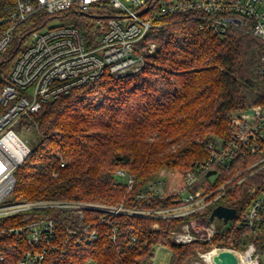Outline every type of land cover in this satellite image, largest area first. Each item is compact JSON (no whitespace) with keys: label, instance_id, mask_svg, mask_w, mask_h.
<instances>
[{"label":"trees","instance_id":"1","mask_svg":"<svg viewBox=\"0 0 264 264\" xmlns=\"http://www.w3.org/2000/svg\"><path fill=\"white\" fill-rule=\"evenodd\" d=\"M12 2L0 0V9ZM102 15L115 12L108 9ZM52 16L36 15L17 25L10 46L0 51V90L29 35ZM38 18L39 26H32ZM88 22L86 18L78 25L85 30ZM145 41H156L158 47L145 56L140 70L115 76L107 72L45 102L16 125L36 126L40 140L17 170L14 200L124 201L140 209L174 206L178 201L171 194L136 196L163 170L177 172L180 183L207 157L208 143L230 136L234 113L264 107V43L254 35L231 29L220 36L201 29L190 13L179 12L163 16ZM254 160L237 157L229 167L218 166L213 181L201 176L192 189L204 186L208 191L232 178L231 184L239 181L206 209L169 218L122 215L115 239L109 234L112 227L103 222L90 242L78 243L77 237L61 232L59 242L68 243L49 251L41 264H151L158 246L171 249L169 264H189L213 246L242 250L252 240L260 243L264 237L255 238L242 222L251 199L264 192V167H250ZM120 169L135 178L131 188L117 175ZM218 204L237 208V215L211 241L173 239L172 230L196 217L208 221ZM76 214L74 209H45L0 218V264H18L26 250L36 248L28 243L26 231L10 234L8 227L46 216L72 226ZM96 219L87 213L85 220ZM155 222L159 228L153 227Z\"/></svg>","mask_w":264,"mask_h":264},{"label":"built area","instance_id":"2","mask_svg":"<svg viewBox=\"0 0 264 264\" xmlns=\"http://www.w3.org/2000/svg\"><path fill=\"white\" fill-rule=\"evenodd\" d=\"M154 8L158 10L151 12ZM74 9L85 16H95V29L87 26L83 30L75 23L45 27L47 22H44L39 26L41 19L38 18L32 26L39 27L30 34L31 41L15 59L9 80L0 90V165L3 166V171H0V218L45 209H74L77 212L71 221L72 226L58 217L46 216L24 225L8 227L10 234L26 231L28 243L36 247L26 250L18 264H41L49 251H58L61 243H68L67 239L59 242L61 232L77 237L78 243L83 240L90 242L98 237V223L103 222L112 227L109 234L115 239L116 223L122 215L169 218L206 209L239 181L231 184L232 178L208 191L204 186L192 188L202 175L216 169V173L208 175L213 181L219 173L217 167H229L237 157L255 158L250 167L259 166L256 170L264 167V107L256 105L248 109L250 116L241 113L231 116L230 136L208 143L207 157L187 171L180 183L176 173L172 179L162 174L147 181L136 196L140 200L171 194L178 201L174 206L140 209L130 207L124 201L106 204L56 198L14 200L17 170L32 150L16 130V125L24 117L37 112L45 102L86 85L107 72L122 75L141 69L145 56L158 47L156 41H145V37L151 28L160 25L163 16L188 12L203 30L220 36L231 29L241 30L264 43V0H13L0 9V51L10 46L17 25L30 17L41 14L49 17ZM108 9L115 15L103 17ZM60 164L64 166L66 162L61 161ZM117 175L128 183L129 188L132 187L133 176L122 169L117 171ZM87 213L99 220L86 221ZM229 222L221 228L211 222L194 229L185 222L180 229L172 230L171 236L179 243L211 241L216 233L229 226ZM242 222L255 238L264 237V192L251 199ZM153 227L159 228L160 225L155 222ZM204 228L202 235L199 229ZM259 241L252 240L242 250L213 246L199 254L208 264H214L212 257L210 261L206 259L207 254L231 249L239 264H264V239ZM87 264L92 263L89 261Z\"/></svg>","mask_w":264,"mask_h":264},{"label":"rangeland","instance_id":"3","mask_svg":"<svg viewBox=\"0 0 264 264\" xmlns=\"http://www.w3.org/2000/svg\"><path fill=\"white\" fill-rule=\"evenodd\" d=\"M156 10L158 9L154 8L151 12H155ZM64 13L66 12L52 16L50 19H48L47 23L44 26L48 27V26H53V25H58V24H71V23L80 24L83 20L86 21V18H87V20L89 21L87 23L88 26L91 27L92 29H95L96 27L95 23L97 22V19L95 17H87L83 14H80L79 12H76L75 9L72 11H68L66 15ZM31 39H32L31 35H29L28 39L26 40V42L23 44L22 47L24 48L31 41ZM236 113H239V114L241 113L242 115H248V116H250L251 114L250 110H245L243 112H236ZM16 130L21 135V137H23L28 142L31 148H32V145L36 144L40 140L37 127L34 125L24 126L22 129H19V127L16 126ZM214 141L217 142V140H214ZM61 161L66 162V160L63 158ZM175 173L177 174V172H173L170 170H163L160 173H158V175L156 176H162L163 174V175H167L171 177L172 179ZM211 222H214L218 228H221L224 225V222L219 218H215L214 220L209 219L207 221L205 217L193 218L189 223L191 224V228L194 229L196 226H199L201 228V226L209 225ZM204 230L206 229L205 228L202 230L199 229V233L204 235L205 233ZM171 254H172L171 249H169L168 247L158 246L156 248V253H155V256L151 264H169L171 260ZM198 255L199 256L194 258L189 264H208V262L205 260L203 256L199 254V252H198ZM262 261L264 262V254L262 255ZM90 263H92V260Z\"/></svg>","mask_w":264,"mask_h":264},{"label":"water","instance_id":"4","mask_svg":"<svg viewBox=\"0 0 264 264\" xmlns=\"http://www.w3.org/2000/svg\"><path fill=\"white\" fill-rule=\"evenodd\" d=\"M147 10V9H146ZM216 173V169L208 171L207 175ZM237 215V208L230 207L224 204L215 206L210 214V220L215 218L221 219L224 223L229 222ZM214 264H239L238 257L231 249H223L212 256ZM31 264V263H25Z\"/></svg>","mask_w":264,"mask_h":264},{"label":"bare ground","instance_id":"5","mask_svg":"<svg viewBox=\"0 0 264 264\" xmlns=\"http://www.w3.org/2000/svg\"><path fill=\"white\" fill-rule=\"evenodd\" d=\"M215 252H217V251H216V250H214L213 252H210L209 254H207V255H206V259H207L208 261H210V260H211V257H212V255H213ZM241 254H243V253L241 252Z\"/></svg>","mask_w":264,"mask_h":264},{"label":"snow or ice","instance_id":"6","mask_svg":"<svg viewBox=\"0 0 264 264\" xmlns=\"http://www.w3.org/2000/svg\"><path fill=\"white\" fill-rule=\"evenodd\" d=\"M0 171H3V166L2 165H0Z\"/></svg>","mask_w":264,"mask_h":264}]
</instances>
